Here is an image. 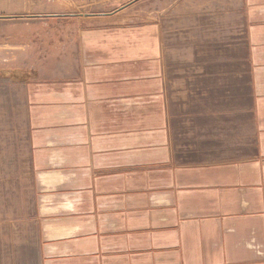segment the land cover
Segmentation results:
<instances>
[{
	"label": "crops",
	"instance_id": "crops-1",
	"mask_svg": "<svg viewBox=\"0 0 264 264\" xmlns=\"http://www.w3.org/2000/svg\"><path fill=\"white\" fill-rule=\"evenodd\" d=\"M245 2L247 60L205 19L169 49L161 8L70 19L28 77L35 264H264V0Z\"/></svg>",
	"mask_w": 264,
	"mask_h": 264
},
{
	"label": "rangeland",
	"instance_id": "rangeland-1",
	"mask_svg": "<svg viewBox=\"0 0 264 264\" xmlns=\"http://www.w3.org/2000/svg\"><path fill=\"white\" fill-rule=\"evenodd\" d=\"M245 1L0 0V264H35L28 77L35 68L58 65L66 40L77 33L78 23L70 19L116 13L125 21L154 20L161 8L169 49L188 55L187 33L193 29L188 23L205 19L215 37L213 47L229 51V57L244 50L246 57L250 10ZM211 42L196 46L211 49Z\"/></svg>",
	"mask_w": 264,
	"mask_h": 264
},
{
	"label": "water",
	"instance_id": "water-1",
	"mask_svg": "<svg viewBox=\"0 0 264 264\" xmlns=\"http://www.w3.org/2000/svg\"><path fill=\"white\" fill-rule=\"evenodd\" d=\"M125 7V6H124ZM124 7H122V8H124Z\"/></svg>",
	"mask_w": 264,
	"mask_h": 264
}]
</instances>
